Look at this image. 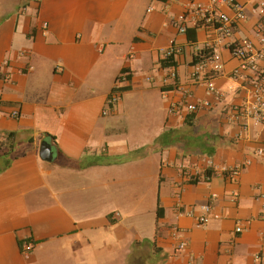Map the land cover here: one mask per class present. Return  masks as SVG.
Returning <instances> with one entry per match:
<instances>
[{"label": "crops", "instance_id": "1", "mask_svg": "<svg viewBox=\"0 0 264 264\" xmlns=\"http://www.w3.org/2000/svg\"><path fill=\"white\" fill-rule=\"evenodd\" d=\"M193 1L0 0V264H264V123L232 119L264 59L235 80L231 54L262 48V0H239L245 17L220 45L210 28L179 32ZM205 50L224 63L219 97L192 80Z\"/></svg>", "mask_w": 264, "mask_h": 264}, {"label": "built area", "instance_id": "2", "mask_svg": "<svg viewBox=\"0 0 264 264\" xmlns=\"http://www.w3.org/2000/svg\"><path fill=\"white\" fill-rule=\"evenodd\" d=\"M248 3H254L255 0H246ZM210 6H205L198 0H194L190 6L187 15L180 17L179 32L185 33L187 30L186 24L190 23L199 28H210L217 36V44L220 45L225 39L232 37L235 34L236 25L244 19L245 5L241 4L239 0H209ZM256 10L264 13V0L254 3ZM221 8H228L234 12V17H230L222 12ZM189 18V19H188ZM260 43L262 48L255 51L253 44L249 40L236 42L231 46V54L233 58L238 59L241 63L233 70L232 78L235 80H244L246 75L245 71L256 72L257 63L259 60L264 59V37L261 36ZM165 57H172L180 53L179 48L172 46L168 50L162 51ZM196 56L200 60L194 65V72L192 80L196 84L205 86L208 96L219 97L220 93L215 85V78L224 69L220 54L216 52L202 51ZM121 101V94L114 91L107 99L108 108L103 112L108 115L111 109ZM208 101L198 103H187L185 109L189 114H194L201 108H210ZM0 111V115H1ZM13 117H18L19 113H12ZM233 121L240 123L243 127H248V122L251 121L255 124L264 123V80L256 79L252 84L250 99L242 106L236 108L232 117ZM262 154V151L258 152ZM209 169L213 166L212 161L208 163ZM209 178L210 176H206ZM202 214L198 218L199 226L205 227L211 220L212 207L211 205H203L200 207ZM241 228H237L240 232ZM179 232L174 231V237L177 238ZM186 247L184 242H180L177 246L178 250L182 251ZM33 246L31 243L26 244L23 248V255L26 259L31 257Z\"/></svg>", "mask_w": 264, "mask_h": 264}, {"label": "trees", "instance_id": "3", "mask_svg": "<svg viewBox=\"0 0 264 264\" xmlns=\"http://www.w3.org/2000/svg\"><path fill=\"white\" fill-rule=\"evenodd\" d=\"M200 60V58L198 56L195 57V64ZM194 64V65H195ZM130 81V75L129 72L127 70H123L120 74V76L117 78V82L121 85L123 82H127ZM129 87L128 86H123V87H115L113 89L112 92L114 91H118L120 92V94H122L125 91H128ZM207 176H210V173L207 172L206 174ZM157 216L160 218L163 216V209L160 207V203L158 204V210H157ZM30 243V242H28ZM24 244L21 242V246H23Z\"/></svg>", "mask_w": 264, "mask_h": 264}, {"label": "water", "instance_id": "4", "mask_svg": "<svg viewBox=\"0 0 264 264\" xmlns=\"http://www.w3.org/2000/svg\"><path fill=\"white\" fill-rule=\"evenodd\" d=\"M40 157L44 161H51L52 151H51L50 146L47 143H44V145L42 146Z\"/></svg>", "mask_w": 264, "mask_h": 264}, {"label": "rangeland", "instance_id": "5", "mask_svg": "<svg viewBox=\"0 0 264 264\" xmlns=\"http://www.w3.org/2000/svg\"><path fill=\"white\" fill-rule=\"evenodd\" d=\"M144 70H145V69H144ZM144 75H145V74H144ZM136 200H137V196L134 195V196L132 197V201H131V202L136 203ZM148 202H149V201H146V202L144 203V206H143V208H142V209H143V212H144V211H148V212L151 211V210L149 209V207H148ZM146 205H147V206H146ZM131 207H132V206H131ZM142 209H141V210H142ZM145 209H146V210H145ZM154 209H155V208H154ZM155 211H156V210H155ZM127 212H130V211H128V209H127Z\"/></svg>", "mask_w": 264, "mask_h": 264}]
</instances>
